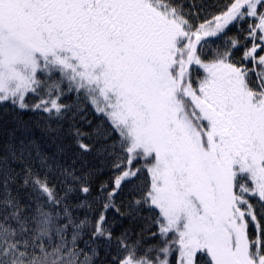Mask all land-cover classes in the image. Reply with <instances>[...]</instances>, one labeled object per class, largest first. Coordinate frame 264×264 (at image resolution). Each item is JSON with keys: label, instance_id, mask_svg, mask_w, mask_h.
<instances>
[{"label": "snow or ice", "instance_id": "snow-or-ice-1", "mask_svg": "<svg viewBox=\"0 0 264 264\" xmlns=\"http://www.w3.org/2000/svg\"><path fill=\"white\" fill-rule=\"evenodd\" d=\"M260 53L264 0H0V264H95L113 244L112 264H264ZM124 219L145 221L137 239Z\"/></svg>", "mask_w": 264, "mask_h": 264}, {"label": "trees", "instance_id": "trees-1", "mask_svg": "<svg viewBox=\"0 0 264 264\" xmlns=\"http://www.w3.org/2000/svg\"><path fill=\"white\" fill-rule=\"evenodd\" d=\"M190 3H196L197 6H200L201 4H217V5H222L223 3H225V0H185V5L187 6V4ZM208 11V9H205V13ZM212 11H215L214 9ZM250 23H254V21L251 20H247L245 22L242 23V25H240L241 28H243L244 33L247 32L248 29V25ZM244 33H239V35L241 36V39H243V34ZM237 27L236 26H230L227 28L226 32L224 33V35L219 36L218 38H213L212 40L209 41L208 44H206L202 49H201V54L208 52L209 48H216L218 46L223 47L224 46V42L229 39L234 37L235 35H237ZM249 47L251 46V42H249ZM260 54H264V53H260ZM240 55H241V49H237L233 52L232 55V60L233 62H241L240 61ZM204 72L202 69H199L198 67H195L192 71V83H193V87H197L198 85V81L200 79L203 78L204 76ZM253 83H255L253 81ZM66 86V85H65ZM76 98V93L72 92L71 94H69L66 97V101L65 102H69V101H73ZM7 113V114H5ZM14 114L13 109L11 108V106H5L3 108H0V118H2L3 122L6 124V126L8 128L12 127V115ZM28 115H31V113H29ZM84 115L86 116L87 120H91L92 121V125H88L87 123H85L84 121L78 120V124L79 126L85 128L86 130L89 129L92 126H95L97 123H99L103 117H101L98 113H96L93 109V107L91 105H88L86 108V112L84 113ZM27 118V116L25 117ZM34 134L40 138L41 137V133L38 129L34 130ZM41 143L44 145L45 150L48 152H53L55 151V146L47 143L46 140H41ZM133 167H140L141 173L140 176L137 178V181L135 183L141 185L142 187L147 185L150 182V176L147 173L146 167L144 166V161L140 160L137 161ZM115 173H113V171L111 170L110 167H106L104 172L97 177V182H99L100 180H106V179H110ZM128 192V186L125 185L124 190L116 197L117 201H120L121 199L125 198ZM93 194H95V185H94V192ZM158 214V210H156L155 213H149L147 210L144 211V215L148 216V215H156ZM109 216V222L112 221L113 218V214L111 212L108 213ZM145 223V221H137L135 223H130L127 219H124L122 221H120V223L117 224L116 228L114 229V231L118 234L121 230L122 226L125 227H130L132 229L133 232H135L137 235H133L132 239H137L139 232H140V227ZM152 232H157V227L156 226H152L151 228ZM145 236L148 235V233H144ZM169 240L173 239V236H169L168 237ZM158 242H160V237L157 236L155 239H147L145 241L146 244H157ZM161 246H162V242ZM125 255L124 253H120L116 247L115 244H113L112 249L110 252L105 251L104 248L100 249V257L98 259L95 260V264H112V258L114 256H123ZM169 261L170 264H177L178 261V254L177 253H171L169 256ZM197 261L198 264H203V260L201 259V257H197Z\"/></svg>", "mask_w": 264, "mask_h": 264}, {"label": "rangeland", "instance_id": "rangeland-1", "mask_svg": "<svg viewBox=\"0 0 264 264\" xmlns=\"http://www.w3.org/2000/svg\"><path fill=\"white\" fill-rule=\"evenodd\" d=\"M173 253H177L178 254V251H173ZM178 259H179V254H178ZM178 262V261H177Z\"/></svg>", "mask_w": 264, "mask_h": 264}]
</instances>
